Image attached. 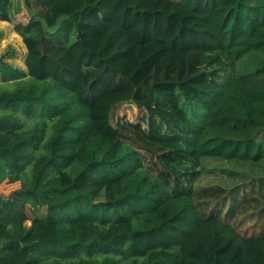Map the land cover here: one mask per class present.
<instances>
[{
	"label": "trees",
	"instance_id": "trees-1",
	"mask_svg": "<svg viewBox=\"0 0 264 264\" xmlns=\"http://www.w3.org/2000/svg\"><path fill=\"white\" fill-rule=\"evenodd\" d=\"M0 264H264V0H0ZM142 123L113 125L121 108ZM254 221L259 232H244ZM30 223V225H28Z\"/></svg>",
	"mask_w": 264,
	"mask_h": 264
},
{
	"label": "rangeland",
	"instance_id": "rangeland-1",
	"mask_svg": "<svg viewBox=\"0 0 264 264\" xmlns=\"http://www.w3.org/2000/svg\"><path fill=\"white\" fill-rule=\"evenodd\" d=\"M28 17V12L24 10V13L13 21L0 22V58L21 70L26 68L24 60L27 51L18 29L27 22L26 18ZM144 120V113L141 110L125 107L116 111L113 116V125L120 126L128 122L132 124L142 123ZM179 170L188 173V178H194L193 187L197 189L214 185L230 189L236 185L241 187L245 182L252 179L264 178V163L253 165L249 162L227 161L218 158H203L198 165L186 163L179 167ZM19 188L20 184L3 183L0 185V196L8 197ZM254 225V221H247L242 227L243 233L259 232L260 230L254 229Z\"/></svg>",
	"mask_w": 264,
	"mask_h": 264
}]
</instances>
